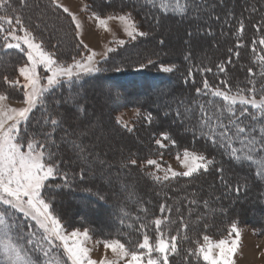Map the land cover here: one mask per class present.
<instances>
[{"label": "trees", "instance_id": "16d2710c", "mask_svg": "<svg viewBox=\"0 0 264 264\" xmlns=\"http://www.w3.org/2000/svg\"><path fill=\"white\" fill-rule=\"evenodd\" d=\"M85 1L91 14L95 13L100 17L114 13H131L137 24L139 22L148 31L145 32L146 36L138 37L134 43L127 44L126 48L142 46L139 48L141 53L151 48L160 59L157 58V61L156 58L146 57L144 59L147 63L151 61L153 64L137 70L140 65L135 66L133 62L136 60H132L133 64L124 61L132 59L128 55L130 53L125 56L122 53V59L113 58L105 63L108 65L111 62V66L113 63L118 64L120 71L103 70L84 77L73 86L65 84L57 92V98L76 97L80 101L79 105L61 106L62 110L67 109L69 116L68 131L73 125L78 126V123L91 118V114L87 113L88 109L92 113L94 109L87 104L92 100L91 88L101 82H108L110 90L120 91L123 98L120 102L127 108L139 110L142 117L131 138L135 149L131 150L123 142L127 149L121 147L119 162L111 166L115 171L119 170L122 177L119 183L121 189H118V193L111 194L114 209L105 203L107 199L102 195L99 184L95 185L96 180L90 173L83 181L77 177L71 188L58 192L54 199L55 213L67 230L86 229L101 242L119 239L126 248L139 252L142 249H138V243H142L145 233L149 235L152 243L159 238L160 232L156 230L154 220L162 219L164 223L161 231L164 238L170 240L171 236H177V252L170 254L169 264H207L197 252L200 244L205 243L204 236L218 241L228 237L233 224L255 226L260 222L257 218L250 220L243 215L242 207H247L251 197L255 196L257 199V212L264 218V180L255 176L254 165L242 167L235 164L223 155L222 150L212 147L203 139H194L187 130L188 123H181L176 116V110L181 100L193 107L194 102L208 99H215L223 104L219 98L197 95L196 89L203 88L205 79L212 87L224 90L231 88L232 94L244 89L245 96L251 95L247 91L252 86L249 83L251 81L256 84L257 99H260V90L264 88V75H261L264 72V60H261L264 56V45L259 43L264 39V0H192L191 10L184 17L173 12L165 13L159 6L161 0H155V8L148 0ZM164 2L168 3L169 0ZM28 3L30 7L23 9L22 15L26 25L44 48L60 56L61 63H71L72 57L79 59V54L85 51L79 45L72 18L62 8H56L51 0H28ZM165 21L176 22L178 29L187 31V45L180 56L175 52L171 53L170 49L162 50L165 42L161 38L157 40ZM2 36L0 34V43ZM25 61L26 57L18 50L4 49L3 43L0 44V94L21 99L19 96L23 94L22 89H13L4 82V77L10 79L17 76L19 67ZM142 61L143 58H140L138 62ZM220 65L226 71L220 72ZM162 66L174 68L172 72H164L160 70ZM206 68H211L212 71H204ZM249 69L255 75L250 74ZM221 80L226 81L227 88L221 85ZM180 110L183 111V106ZM249 110L254 111L250 106ZM114 111L115 109L110 114L111 119ZM112 126L115 137L124 141L127 131H123L115 119L112 120ZM60 135H63V130L58 131L57 137ZM163 135H167L169 139L163 140ZM87 136L86 134L85 137ZM81 139L83 135H80ZM154 140L165 141L164 143H168L167 148L155 147ZM61 148L63 166L71 173H78L82 162L66 145H61ZM185 150L205 155L222 164L229 181L238 182L240 185L246 183V187L242 186L239 194L232 188L226 189L219 179V173L213 170L202 171L191 178L177 177L156 181L147 169L142 168L143 160L159 158L154 156V152L167 157L168 154L181 155ZM131 160H136L137 163L133 165ZM69 197L74 198V201L66 200ZM79 199H85L86 206L96 203L99 209L111 211L110 220L106 224L100 222V214L96 218L85 219L78 211L75 214L77 218L73 220L66 213L76 203L80 204ZM161 205L166 207L164 213L160 212ZM141 224L145 227L141 228ZM184 225H188L187 229ZM259 228L260 226L256 227L264 232V225L263 230ZM189 252L196 254L189 255Z\"/></svg>", "mask_w": 264, "mask_h": 264}, {"label": "snow or ice", "instance_id": "6c2138e0", "mask_svg": "<svg viewBox=\"0 0 264 264\" xmlns=\"http://www.w3.org/2000/svg\"><path fill=\"white\" fill-rule=\"evenodd\" d=\"M51 2L56 8H63L68 13L75 22L78 34L81 25L77 18L56 0ZM148 3L153 8L156 7L155 0H148ZM159 6L165 13L173 12L184 17L191 10L192 0H169L168 3L161 0ZM28 7V0H0V34L4 38L3 47L16 49L26 57L24 65L19 67V75L25 81L23 84L19 79L9 80L7 76L4 77V82L13 89L23 90L21 102L25 106L12 107L5 103L8 95L0 94V264H97V261L91 259L90 249L86 247V242L91 239L89 231L85 229L82 232H67L55 213L54 199L58 192L71 188L77 177L83 181L94 170L96 161L90 160V157L95 154L88 144L80 140L79 135L68 131L67 109H61L62 105H79L80 101L76 97L57 98V92L65 84L73 86L84 77L101 72L102 68L96 60L98 53L88 49V45L80 40L79 45L88 49L90 54L80 59L72 57V63H61L62 58L55 52L46 51L26 25L22 10ZM93 18L106 31L109 30V20L123 22L126 35L132 41L147 35L138 29L131 13L108 16L106 19L93 13ZM124 43L123 40L119 41L120 45ZM259 43L264 45V39ZM261 60H264V56ZM145 66L140 65L137 70ZM41 67L43 74L38 71ZM115 70L121 69L117 67ZM162 71L172 72L173 68L162 66ZM204 71L210 72L212 69L206 68ZM219 71L224 72L226 69L220 65ZM248 71L255 75L251 69ZM220 83L227 88L226 81L221 80ZM249 83L252 86L247 91L251 95L245 96L244 89L232 94L231 88L224 90L212 87L205 79L203 88L196 89L197 95L219 98L223 104L215 99H208L194 102L193 107L181 100L176 116L181 123H188L187 130L194 139H203L212 147L222 150L223 155L235 164L242 167L254 165L255 176L264 180V88H261L258 100L256 84L251 81ZM181 106L183 111L180 110ZM249 106L254 111H250ZM60 130H63V135L57 137ZM168 139L167 135H163V140ZM156 142L161 148L166 147L161 140ZM61 145H66L82 162L78 173H71L63 166ZM99 163L103 164V161ZM130 163L134 165L137 162L131 160ZM147 163L156 165L159 170L156 160H148ZM182 167L186 169L183 172L169 168L163 179L180 176L191 178L202 171L213 170L219 173V179L226 189L232 188L239 194L241 187H246V183L240 185L238 182L229 181L223 165L202 154L185 150ZM154 179L160 181L161 177L155 176ZM165 211V205H161L160 212ZM163 223L162 219L154 220L155 228L160 232L155 243L150 242L147 233L143 235L142 243H138V249H144L146 253L126 248L119 239L106 241L104 247L111 249L121 259L130 257L126 264H145V255L146 264H169L170 254L177 252V236H171L170 242L165 239L161 231ZM140 227L144 228L145 225L141 224ZM184 227L187 229L188 225ZM229 235L230 240L221 239L210 244L209 237H203L205 243L200 244L197 252L207 264H234L233 256L241 239L236 224L232 225ZM214 250H218V255ZM154 252L159 255L153 257ZM194 254L196 253L189 252V255ZM101 264L115 262L105 258Z\"/></svg>", "mask_w": 264, "mask_h": 264}, {"label": "rangeland", "instance_id": "374dc122", "mask_svg": "<svg viewBox=\"0 0 264 264\" xmlns=\"http://www.w3.org/2000/svg\"><path fill=\"white\" fill-rule=\"evenodd\" d=\"M56 2L63 5V7L68 8L69 12H71L77 18V22L81 25L79 33L77 34L78 39L79 41L83 40L84 43L88 45V49L98 53L96 60L99 61V66L101 68L105 67L104 69H102V71L103 70H106L107 72L109 71L113 72V70L115 71V69L118 67L117 66L118 64L115 65L113 63L111 66L110 64L111 62L107 65L105 64L106 61H109V59L111 60L113 58L116 60H119V58L122 59L121 56L123 55L125 56L128 53H130L128 55L132 56V59L124 60L126 61L127 64L134 63L136 64L135 66L146 65L145 68L153 63H147L148 61L144 58L146 57L149 58L151 57L152 59L156 58L157 61H158L157 58L160 59V57L157 55V52H155L154 50L152 51L151 48L150 50H145L142 53L140 52L141 49H139L142 46L140 47L135 46L133 47V49L126 48L127 44L134 43L138 38L135 41H132L126 35V32L124 30L125 24L119 20H109L108 21L109 30L106 31L98 23V21L93 18V14H91V12L88 10L87 2L85 0H56ZM119 15H124V14L114 13L109 16H119ZM107 17L108 16H104L101 18L106 19ZM135 23L140 31L143 32L148 31L144 27H141V24L139 22L137 24V22L135 21ZM175 23L176 22L165 21V23L161 27L162 32L160 31L157 40L161 38L165 42V46L162 48V50L167 51L170 49L171 53L175 52L178 56H180L183 48L187 45L188 37H187V31L178 29V26H176ZM18 34L22 35V33H18ZM120 40L125 41L124 45L119 44ZM3 41L4 38L2 36L1 43H3ZM37 42L39 41L37 40ZM110 48L113 49V51L109 52L108 49ZM88 49H84L85 52L79 54V59L82 56H86L90 54ZM122 53L124 54L122 55ZM140 58H143L142 63H140L141 61L138 62ZM132 60L133 61L136 60V62H133ZM123 64L124 63H122V65ZM157 65L159 64L157 63ZM152 68H154V66ZM160 70H162V68ZM38 71H40L41 74H43L42 67L38 69ZM16 79H19L21 84L25 82L23 77H21L19 73L17 76H14L9 80H16ZM91 90H92L91 93L93 95L92 100L89 103H87L89 107L94 108L93 113L89 112V109L87 111L89 115L91 114V118L88 121H83L78 123L79 124L78 126L73 125L70 128V131L79 136L80 133H84L83 139H81V141L88 145L90 144L91 146L94 145L93 147L94 149L90 146L91 149H93V153L95 154L90 158V160L94 161L95 158L97 157L96 158L97 161L95 160L96 163L94 165V170L92 172L93 178H95L96 180L95 185L99 184L100 189L102 190L101 191L102 195L105 196V198L107 199L105 203H108L113 208L114 204H112L113 197L111 196V194L114 192L118 193L117 192L118 189L119 188L121 189L119 183L121 182L122 177L119 170L115 171L114 169H112L111 166H114L116 163L119 162L120 159L119 154L122 153L121 147L127 149L126 148L127 146L123 142L129 145V148H131V150L135 149L134 142L131 138L132 136H134L133 132H136L137 122L141 121L142 113L139 110L130 109L127 108V106H124L123 102H120L123 99L122 95H120L121 92L118 90H110L108 82L98 83L96 86L91 88ZM19 98L21 99L17 100L9 97L5 103L12 107H17V108L24 107L25 105L21 102L23 99V94L20 95ZM118 103L120 104L118 105ZM121 104L123 105L120 106ZM114 109L115 111L111 119L110 114ZM114 119L117 125L121 129H123V131L125 132L127 131V136H126L127 138H123L124 141L117 139L115 137L114 129L112 126V120ZM86 134L88 135L87 137H85ZM156 141L154 142V145L156 144L155 147L160 148V145L157 144ZM161 142L164 143L165 141H161ZM164 144L168 146V143H164ZM167 146L163 148H167ZM189 152H194V151H189ZM194 153L197 155H201L196 152ZM154 156H158L159 158H155V159L151 158V159L143 160L142 162V168L147 169L149 171V174H152L154 177L160 176L161 179L164 180L163 177L169 168H171V170L176 172H183L186 170L182 167L183 154L181 155L177 154L176 156H170L168 154L167 157H165L164 155H160L158 152L157 153L154 152ZM178 156L180 157V159H177ZM148 160H156L157 164L159 165V170H157L156 165H149L147 163ZM99 161H103V164H100ZM109 167L111 169H109ZM88 186L89 185L87 184L86 188H88ZM66 200L74 201V198L69 197L66 198ZM78 202H80V204L82 205L80 204L76 205L77 204L76 203L66 213L68 216L72 217L73 220L77 218L75 215L77 211L81 212L85 217V219H92V217L96 218L95 216H97V214L98 215L100 214L101 217L100 222L102 223L105 222L106 224L110 220L111 211H107L106 209H99L97 207L98 204L96 203L94 205L92 204L91 206H86L84 204L85 199H79ZM256 208H257V199L255 198V196L251 197V200L247 203V207L245 206L242 207L243 215H245L246 218H249L250 220L257 218L260 220V222H257L255 226H250L247 224L237 225L241 233V239L237 252L233 256L234 264H264V232L256 229L257 226L258 227L260 226L259 229L263 230L262 226L264 225V218L263 215L257 212ZM65 230L70 233L73 230H80L82 232L85 229L75 228L72 230H67L65 228ZM89 235L91 239L86 242V247L90 249L91 259L97 261V264H101V262L105 258H107L110 261H114L115 264H126V261L130 260V257H127L125 259L119 258L116 254H114L111 251V249H106L104 247L105 242L96 240L90 232ZM230 239L231 237L228 234L226 240H230ZM213 242L216 241L209 240V244ZM205 246L208 245L206 244ZM214 252L215 254L218 255V250H214ZM141 253H146V250L142 249ZM158 255H159L158 253L155 252L153 253V257H156ZM146 261H147V255H145V264Z\"/></svg>", "mask_w": 264, "mask_h": 264}]
</instances>
